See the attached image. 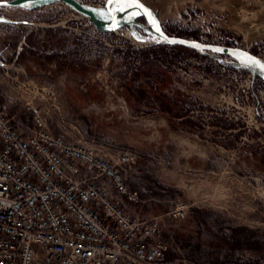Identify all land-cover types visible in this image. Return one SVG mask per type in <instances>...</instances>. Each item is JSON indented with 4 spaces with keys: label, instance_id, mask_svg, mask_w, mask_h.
<instances>
[{
    "label": "rangeland",
    "instance_id": "obj_1",
    "mask_svg": "<svg viewBox=\"0 0 264 264\" xmlns=\"http://www.w3.org/2000/svg\"><path fill=\"white\" fill-rule=\"evenodd\" d=\"M36 1L0 0L2 33L18 24L31 32L61 29L65 43L56 52L80 61L82 73L39 78L0 62V106L13 123L32 133L24 106L37 98L47 105L53 134L108 159L136 154L132 184L145 186L165 215L160 240L168 261L264 264V69L236 54L264 65V0H138L161 33L198 55L168 50L157 92L146 86L142 97L133 89L130 99L126 89L142 66L137 53L176 43L161 39L142 15L103 32L76 7L110 29L119 21L109 11L116 13V2ZM176 115L187 117L171 122ZM177 204L189 207L180 219L171 215Z\"/></svg>",
    "mask_w": 264,
    "mask_h": 264
},
{
    "label": "built area",
    "instance_id": "obj_2",
    "mask_svg": "<svg viewBox=\"0 0 264 264\" xmlns=\"http://www.w3.org/2000/svg\"><path fill=\"white\" fill-rule=\"evenodd\" d=\"M24 108L31 134L0 106V264H181L167 260L160 218L126 208L144 203L129 188L136 154L108 159L53 134L46 103ZM188 210L177 204L171 215Z\"/></svg>",
    "mask_w": 264,
    "mask_h": 264
},
{
    "label": "crops",
    "instance_id": "obj_3",
    "mask_svg": "<svg viewBox=\"0 0 264 264\" xmlns=\"http://www.w3.org/2000/svg\"><path fill=\"white\" fill-rule=\"evenodd\" d=\"M7 29H9L10 32L5 35L0 28V45H3L2 48L0 47V62L5 67H14V69L21 67L26 69L33 77L40 78V75H50L51 79H55L66 71L70 73H82L81 68L76 64L77 62L81 63L80 61L71 60L70 57L61 56L56 52V50H60L63 47V43H65L64 39L62 40L59 36L60 33L63 32L61 29H46L38 32H31L27 30V27L19 24L16 26H8ZM4 51L5 55L3 54ZM148 63L149 67L142 65L141 70L142 72H146L148 70L147 68H151V71H149V76L151 77L147 79L144 77V73H141L142 76L140 79L142 78L144 81L139 80V84L134 82V87L136 89H142L147 86L151 91L157 92L155 78L161 76L162 72L168 74V71L165 70L160 58L150 59ZM158 70L160 73L159 75H157ZM0 72H3L1 66ZM148 80H150L153 85H148L146 83ZM130 91V89H126L129 99L133 97ZM166 101L169 100L166 99ZM172 101L173 100H170V102ZM156 102L155 100L154 103ZM186 117L176 116L173 118L171 116L170 121H182ZM134 173L136 172L133 168V171L130 173L131 176H129V188L131 192L137 193L144 203L135 205L126 200L125 205L128 212L134 218H138L141 221H148L154 218L163 219L165 215L160 212L161 209H159L156 204L152 203L155 201V198L152 197V193H148L145 186L140 185L137 187L132 184L134 180L133 178L131 179V177Z\"/></svg>",
    "mask_w": 264,
    "mask_h": 264
},
{
    "label": "trees",
    "instance_id": "obj_4",
    "mask_svg": "<svg viewBox=\"0 0 264 264\" xmlns=\"http://www.w3.org/2000/svg\"><path fill=\"white\" fill-rule=\"evenodd\" d=\"M145 20V19H144ZM166 34L168 36H171L169 35V33L166 32ZM168 50H172L173 54L175 57H178V58H182L183 56H194L196 57L198 54L196 52L195 49H192V48H189V47H186V46H182V45H174V46H168L166 44H160L158 47H154V48H149V49H146V50H142L140 52H138V56H139V61L141 62V64L143 66H147L149 67V60L150 59H155V58H163V57H166L168 56ZM166 62V61H164ZM148 70L146 72H142L141 70V66L139 68H136V71L133 73V76H134V79H135V82L136 81H139V78L142 76L141 73H144V77L149 79L151 76H149L150 72L151 71V68H147ZM148 85H153L152 82H150V80H148V82H146ZM133 89H136L135 87L132 88V93L135 94V90ZM137 93V92H136ZM140 94H142V97L145 95V91H143L142 89H139V92ZM163 112H166L168 114H172V110H170L169 108H166L164 110H162ZM177 116V115H176ZM175 116V117H176Z\"/></svg>",
    "mask_w": 264,
    "mask_h": 264
},
{
    "label": "bare ground",
    "instance_id": "obj_5",
    "mask_svg": "<svg viewBox=\"0 0 264 264\" xmlns=\"http://www.w3.org/2000/svg\"><path fill=\"white\" fill-rule=\"evenodd\" d=\"M45 0H38L36 1L37 3H42L44 2ZM73 3V2H72ZM129 4H131L132 6H129ZM78 6V5H77ZM121 8L123 10H121ZM81 11V10H80ZM89 16H92V14L88 11H81ZM115 12L114 13L115 15L117 14V17L119 16V21H118V24L115 25L114 27L116 26H119L121 23L123 22H130L131 20H133L135 17L139 16V15H142V14H147L148 16V20L149 22H151V24L154 26V28L156 29V31L160 34L161 31L158 27V24L156 23V20L154 19L153 15L148 11V10H144L143 6L140 4V2L136 1V0H127V3H124V2H121V3H116L115 5ZM95 20L104 27H110L111 25H105V22L103 23L102 21H100L97 18H95ZM114 25V24H113ZM113 27V28H114ZM158 29V30H157ZM231 53V52H230ZM242 57H245L246 59H248L249 61H256L258 63H252V64H258V65H263L262 62L260 60H257L253 57H251L250 55L248 54H240V53H236ZM233 55V54H232ZM248 61V62H249Z\"/></svg>",
    "mask_w": 264,
    "mask_h": 264
},
{
    "label": "water",
    "instance_id": "obj_6",
    "mask_svg": "<svg viewBox=\"0 0 264 264\" xmlns=\"http://www.w3.org/2000/svg\"><path fill=\"white\" fill-rule=\"evenodd\" d=\"M63 1H66V0H63ZM138 1V0H137ZM138 2H140V1H138ZM141 3V2H140ZM142 4V3H141ZM1 5H3V4H0V6ZM142 6H143V8H144V10H148L147 8H146V6H144L143 4H142ZM78 9H80L81 11H88V12H90L91 14H92V17L95 19V17H94V15H93V13L91 12V11H89V10H86L84 7H82V6H76ZM109 11H110V13H112L113 15H114V13L109 9ZM115 16V15H114ZM142 16L147 20V21H149L148 20V16H147V14H142ZM150 23V22H149ZM97 26H98V24H97ZM99 28H100V30L101 31H103V32H108V31H111L112 29H114V28H110V29H104V28H101L100 26H98ZM150 27H151V29L153 30V32H155L161 39H163V40H165V41H174L176 44H178V45H182V46H186V47H189V48H192V49H194V48H196L195 46H193V45H191L190 43H188V42H186V41H183V40H181V39H172V38H170L169 36H167V35H164L163 33L162 34H160V33H158L156 30H155V28L151 25V23H150ZM223 50L226 52V53H228V54H230V55H232L231 53H230V49H227V48H223ZM233 56V55H232ZM233 57H235V56H233ZM237 58V57H236ZM239 59V58H238ZM250 64H252V63H250ZM252 65H254V66H260V67H262L263 69H264V65H258V64H252Z\"/></svg>",
    "mask_w": 264,
    "mask_h": 264
},
{
    "label": "snow or ice",
    "instance_id": "obj_7",
    "mask_svg": "<svg viewBox=\"0 0 264 264\" xmlns=\"http://www.w3.org/2000/svg\"><path fill=\"white\" fill-rule=\"evenodd\" d=\"M108 2H109V3H113V2H116V3H121V2L127 3V0H108ZM129 6H132V5L129 4ZM121 10H123V9L121 8ZM157 30H158V29H157ZM250 62H252V63H258V62H256V61H250Z\"/></svg>",
    "mask_w": 264,
    "mask_h": 264
}]
</instances>
